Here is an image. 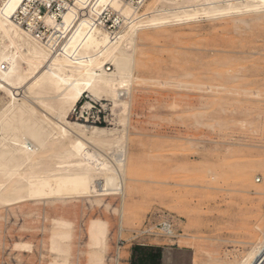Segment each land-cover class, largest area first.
<instances>
[{
    "label": "rangeland",
    "instance_id": "1",
    "mask_svg": "<svg viewBox=\"0 0 264 264\" xmlns=\"http://www.w3.org/2000/svg\"><path fill=\"white\" fill-rule=\"evenodd\" d=\"M165 29L138 49L122 232L120 194L0 204V264H117L119 249V264H242L262 245L264 14L203 15ZM6 96L0 90L1 111ZM104 103L93 102L96 124L122 129ZM165 216L174 236L140 234ZM95 221L106 224L105 246L93 242Z\"/></svg>",
    "mask_w": 264,
    "mask_h": 264
},
{
    "label": "bare ground",
    "instance_id": "2",
    "mask_svg": "<svg viewBox=\"0 0 264 264\" xmlns=\"http://www.w3.org/2000/svg\"><path fill=\"white\" fill-rule=\"evenodd\" d=\"M37 1L0 0V90L8 96L0 110V204L120 194L121 233L141 42L149 32L203 15L264 14V0H60L59 11L44 12ZM85 95L84 109L112 101L124 127L71 121ZM90 230L94 244L105 246L106 224L95 221ZM52 231L58 252L62 234ZM263 247L242 264H264Z\"/></svg>",
    "mask_w": 264,
    "mask_h": 264
},
{
    "label": "built area",
    "instance_id": "3",
    "mask_svg": "<svg viewBox=\"0 0 264 264\" xmlns=\"http://www.w3.org/2000/svg\"><path fill=\"white\" fill-rule=\"evenodd\" d=\"M72 2L73 0H68ZM37 5L44 11L51 10V11H59L62 4L60 3V0H51V2H46L44 0V3H42L40 0L37 1ZM109 23V26L113 29L114 22L112 20H107ZM88 99V98H87ZM96 106L93 105V108L91 109H84V104H78L76 109L74 110V114L77 118L84 119L85 121H90L92 123H97V121H100V112L98 113L96 110ZM106 118V117H105ZM104 118V120H105ZM106 122V120H105ZM159 221L154 224V222H150L144 230L140 231V234H148V235H159V236H169L167 230L173 229L174 224L171 217H160L158 219ZM174 232V231H173ZM139 235V234H138Z\"/></svg>",
    "mask_w": 264,
    "mask_h": 264
}]
</instances>
